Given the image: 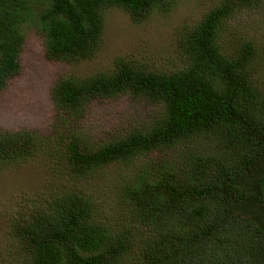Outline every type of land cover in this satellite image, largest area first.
Returning <instances> with one entry per match:
<instances>
[{
  "label": "trees",
  "instance_id": "trees-1",
  "mask_svg": "<svg viewBox=\"0 0 264 264\" xmlns=\"http://www.w3.org/2000/svg\"><path fill=\"white\" fill-rule=\"evenodd\" d=\"M174 1L0 0V94L30 33L50 60L91 59L104 8L142 21ZM261 2L222 0L180 31L177 69L117 57L58 78L51 96L63 136L0 128V171L41 160L61 179L24 190L25 209L8 217L17 264H264V50L247 37L230 49L223 32ZM125 95L153 111L103 140L82 134L92 102Z\"/></svg>",
  "mask_w": 264,
  "mask_h": 264
},
{
  "label": "rangeland",
  "instance_id": "rangeland-1",
  "mask_svg": "<svg viewBox=\"0 0 264 264\" xmlns=\"http://www.w3.org/2000/svg\"><path fill=\"white\" fill-rule=\"evenodd\" d=\"M222 0H175L169 11L154 10L144 20H134L129 11L120 6L104 8L102 40L91 59L67 62L50 60L44 51V42L35 33L29 34L21 54V68L0 94V128L16 131L22 128H41V132H55L63 136L62 121L57 118L51 93L58 78L63 75L80 76L112 67L117 57L133 59L142 66L160 70H174L183 66L185 54L180 47L179 32L196 24L211 8ZM226 45L233 49L249 38L264 50V1L255 8L236 11L223 26ZM261 77V75H259ZM149 101H134L128 96L120 99L92 102L82 131L103 140L111 133L139 122L153 111ZM53 165L29 160L12 163L0 171V259L20 262L19 242L8 227V217L22 206L23 191L30 194L42 190L48 182L61 179L50 173ZM11 263V264H12Z\"/></svg>",
  "mask_w": 264,
  "mask_h": 264
}]
</instances>
